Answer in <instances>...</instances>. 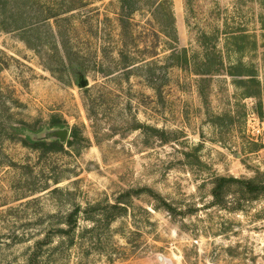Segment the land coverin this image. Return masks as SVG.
<instances>
[{
    "label": "rangeland",
    "instance_id": "obj_1",
    "mask_svg": "<svg viewBox=\"0 0 264 264\" xmlns=\"http://www.w3.org/2000/svg\"><path fill=\"white\" fill-rule=\"evenodd\" d=\"M133 1L0 0V264H264V0Z\"/></svg>",
    "mask_w": 264,
    "mask_h": 264
},
{
    "label": "trees",
    "instance_id": "obj_2",
    "mask_svg": "<svg viewBox=\"0 0 264 264\" xmlns=\"http://www.w3.org/2000/svg\"><path fill=\"white\" fill-rule=\"evenodd\" d=\"M133 1V0H131ZM134 2V1H133ZM134 4V3H133ZM157 10H165L163 13L165 14L162 19L165 21H168V27L173 31V33H176L175 29V21H174V16L172 14V9H171V1L170 0H160L158 3ZM134 12V11H131ZM176 35V34H175ZM176 40V38H175ZM208 50V49H206ZM182 53L184 54V63H187V58H186V52L185 50H182ZM172 55L170 57H174L175 53H171ZM213 53L206 51L202 57V61L199 63L200 66L197 71V75L200 76H209L213 75L214 73L218 72L220 68L223 67V63L220 59L217 60V66L214 65V60H216V57L211 56ZM227 75L233 78V84L239 88L242 91V96L243 97H257L261 93V87L260 83L258 81L256 72L254 71L253 67H249V65H245L242 62H236L235 64H231L227 67L226 69ZM261 110H260V115H261ZM75 137V135H73ZM45 142H36L34 143V148H38L39 146H44ZM72 141L69 142L68 145H71ZM51 146L54 147L53 150H62L64 144H60L57 142L50 143ZM231 181L235 182L234 179H231ZM221 183H217V185L214 187L212 191V197L214 199V205H219V196L217 195V190L222 189V186L227 182L225 179H220ZM245 185L247 190H250V192H253L257 190V185L254 183H244L243 186ZM134 194V191H128L127 193L123 194V196H120L116 199L115 205H112L111 208H116L120 206L121 204H125L124 198L131 196ZM125 211V210H124ZM77 213L74 212L73 214L69 215L65 221V225L67 226L66 230H61V234L67 236L68 238L71 236V234L74 233L75 227H76V220L74 216ZM106 219H108L106 217ZM111 219V217H110ZM109 219V220H110ZM114 218L111 219L113 221ZM95 222V221H94ZM90 230H96V228H91ZM71 244H73V240L71 237ZM38 250L37 252L40 251V247L37 246ZM38 253L33 255V258L28 262L32 263L38 258Z\"/></svg>",
    "mask_w": 264,
    "mask_h": 264
},
{
    "label": "built area",
    "instance_id": "obj_3",
    "mask_svg": "<svg viewBox=\"0 0 264 264\" xmlns=\"http://www.w3.org/2000/svg\"><path fill=\"white\" fill-rule=\"evenodd\" d=\"M247 127L251 136L256 140L264 137V121H260L253 111L248 115Z\"/></svg>",
    "mask_w": 264,
    "mask_h": 264
},
{
    "label": "water",
    "instance_id": "obj_4",
    "mask_svg": "<svg viewBox=\"0 0 264 264\" xmlns=\"http://www.w3.org/2000/svg\"><path fill=\"white\" fill-rule=\"evenodd\" d=\"M78 86L79 88L87 87V81L85 79H81ZM55 136L60 140L61 143H64L67 138V131L64 129L58 130L56 131Z\"/></svg>",
    "mask_w": 264,
    "mask_h": 264
}]
</instances>
